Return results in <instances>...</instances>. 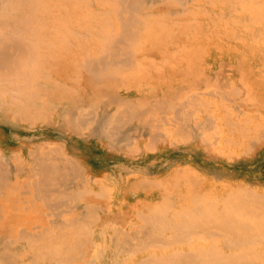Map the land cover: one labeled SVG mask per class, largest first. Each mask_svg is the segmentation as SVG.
Listing matches in <instances>:
<instances>
[{
	"label": "bare ground",
	"instance_id": "bare-ground-1",
	"mask_svg": "<svg viewBox=\"0 0 264 264\" xmlns=\"http://www.w3.org/2000/svg\"><path fill=\"white\" fill-rule=\"evenodd\" d=\"M0 264H264V0H0Z\"/></svg>",
	"mask_w": 264,
	"mask_h": 264
}]
</instances>
